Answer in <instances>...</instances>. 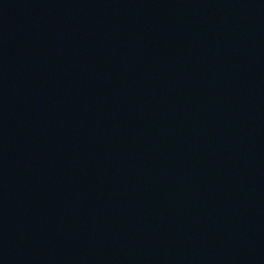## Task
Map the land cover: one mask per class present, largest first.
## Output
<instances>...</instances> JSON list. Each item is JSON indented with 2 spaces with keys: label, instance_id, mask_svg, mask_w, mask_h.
<instances>
[{
  "label": "water",
  "instance_id": "water-1",
  "mask_svg": "<svg viewBox=\"0 0 264 264\" xmlns=\"http://www.w3.org/2000/svg\"><path fill=\"white\" fill-rule=\"evenodd\" d=\"M123 264H264V100L189 197Z\"/></svg>",
  "mask_w": 264,
  "mask_h": 264
}]
</instances>
